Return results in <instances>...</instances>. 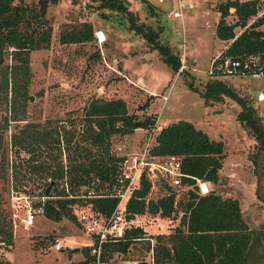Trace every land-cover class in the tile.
Here are the masks:
<instances>
[{
    "label": "trees",
    "instance_id": "16d2710c",
    "mask_svg": "<svg viewBox=\"0 0 264 264\" xmlns=\"http://www.w3.org/2000/svg\"><path fill=\"white\" fill-rule=\"evenodd\" d=\"M57 1L0 0V101L7 104L9 113L3 116L5 122L0 127V183L9 185L7 172L10 171L15 173L14 180H11L14 184L12 189H21L30 195L33 188L29 184L35 188L41 185L33 197L46 196L42 202L43 216L52 221L75 219L74 207L83 203L82 200L66 196L64 182L70 193L80 186L91 187L97 192L110 187L120 159L114 153H109L113 134L128 135L137 128L150 130L155 121L150 115L138 119L129 114L122 99H94L84 109L79 130L71 124L65 128L57 122H30L16 126L8 140L13 159H7V148L1 134L9 121L18 120V114L23 115L25 111L30 78L29 53L47 46L51 28L45 13L48 6ZM90 1L95 3L96 9L118 15L122 19L121 25L126 21L127 28L140 35L150 49H155L172 72L178 70L177 55L167 45L157 41L159 30L136 22L125 0ZM230 9H233L232 12H229ZM216 11L219 15L214 34L219 40L228 41L222 55L241 57L264 52V30L259 29L264 25V13L256 15V0H219ZM229 14L235 16L233 22L225 20ZM100 15L104 18L109 16L104 12ZM235 27L241 28L237 35L234 33ZM91 36V25L82 22L71 30L60 31L58 40L60 43H79L89 41ZM6 57L8 63L4 61ZM199 96L204 102L219 101L222 96L233 100L240 107L236 118L253 140L256 153L264 150L261 119L244 96L238 95L224 79L209 80ZM167 155L179 158L182 176L178 184L184 188V197L176 200V194L170 187L176 185L157 176L155 179L166 191L154 200H146L152 184L144 171L140 175L138 188L126 202L128 218L145 212L168 218L177 208L180 210L179 222L173 232L155 237L153 264H264V229L248 228L235 198H223L212 189L205 194L199 192L197 180L212 184L217 182L224 157L223 142L210 139L189 121L177 120L160 128L148 149L150 158ZM26 174L33 177H25ZM103 183L105 187L98 188ZM256 193L261 200L264 199L258 191ZM32 201L35 206L40 203L35 199ZM89 201L94 209L106 215L116 203L115 198L109 197ZM142 233L139 228L126 230L124 239L108 244L107 249L125 252L131 247L140 252L142 248L147 254L148 242H141L137 246L139 242L135 239L141 237ZM7 235L10 237L9 231ZM82 249L86 254L87 249Z\"/></svg>",
    "mask_w": 264,
    "mask_h": 264
},
{
    "label": "rangeland",
    "instance_id": "374dc122",
    "mask_svg": "<svg viewBox=\"0 0 264 264\" xmlns=\"http://www.w3.org/2000/svg\"><path fill=\"white\" fill-rule=\"evenodd\" d=\"M125 1L128 10L136 17V22L159 30L157 41L167 45L178 59L183 56L185 69L179 73L172 72L155 49H150L140 35L127 28L126 21L121 25L122 19L118 15L108 10L96 9L95 3L90 0H58L56 4L49 5L45 13L51 28L47 46L29 53L30 78L25 111L23 115L18 114V120L9 121L1 134L7 148V159H13L8 140L16 126L30 122H57L66 126L65 128L71 124L79 130L89 101L119 98L124 101L129 114L138 119L150 115L155 121L150 130L137 128L128 135L113 134L110 137L109 153H113L116 146H120L124 153L140 152L146 143L151 146L153 136L159 128L177 120L189 121L210 139L221 140L224 145V157L218 170L217 182L205 183L206 189H212L223 198H235L248 228L264 229V199L261 200L256 193L258 191L264 197V150L256 153L253 140L236 118L240 107L233 100L222 96L219 101L204 102L199 96L205 83L213 78L205 73L210 59L220 53L228 42L219 40L214 34L219 15L216 5L219 0H185L190 6L182 9L181 21L168 15L169 1L160 5L155 0ZM256 7V15L264 13V0H256ZM101 12L109 16L104 18L100 15ZM234 19L233 14L225 18L227 22H233ZM82 22L89 23L92 27L89 41L59 42L60 31L71 30ZM259 29L264 30V25ZM182 30L184 43L181 42ZM240 31V27L234 28L236 35ZM98 33L102 34V41ZM4 61L8 63V57ZM235 78L246 83L247 93L253 95L264 86V77H233L234 80ZM221 79L230 85L226 77ZM242 86L239 84L232 88L254 107L264 126V97L258 102L257 94L255 97L246 95L245 87ZM7 107V104L0 101V127L5 122L3 116L9 115ZM163 158L149 157L148 160L163 164ZM14 174L7 172L8 186L0 183V221L3 224V228H0L10 246L7 261L2 263L76 264L87 237L75 219L52 221L43 214H38L33 224L25 228L12 216L14 212L21 216V210H16L15 206L22 201V196L26 195L31 199L41 187L38 185L35 188L29 184L33 188L30 195L21 189H12ZM27 176L33 177L26 174L25 177ZM146 176L152 182L146 200H154L166 190L149 173ZM161 179L169 182L166 177ZM104 187L103 183L98 188ZM170 187L176 194V200L184 197V188L179 184ZM25 188L28 189L27 186ZM179 216V208L168 218H159L146 212L137 215L136 222L142 225L144 234L149 233L155 243L157 235L173 232ZM8 231L10 237L7 235ZM55 239L61 243L60 252L51 248ZM138 242L137 246L148 241ZM133 250L132 255L137 258L147 255L142 248L140 252L134 248Z\"/></svg>",
    "mask_w": 264,
    "mask_h": 264
},
{
    "label": "built area",
    "instance_id": "2783aa9c",
    "mask_svg": "<svg viewBox=\"0 0 264 264\" xmlns=\"http://www.w3.org/2000/svg\"><path fill=\"white\" fill-rule=\"evenodd\" d=\"M155 1L157 5L169 1L168 15L180 21L182 20V9L190 6V3L185 2V0ZM181 36V42L184 43L183 30ZM221 52L210 59L208 67L205 70L207 75L217 79L232 76L264 77V52H257L241 57L225 56ZM183 69H185V64L182 56L179 59L177 73ZM263 97L261 93L257 94V100H262ZM148 149L149 144L146 143L140 152L124 153L120 146H116L113 153L120 159L117 164V172L107 190L97 192L91 187L80 186L74 193H70L67 184L64 182L66 196L83 201L81 205L74 207V215L76 222L87 237V242L83 245V248H86L87 252L86 254L81 253L80 258L75 262L76 264H153L154 242L151 240L149 233L144 234L145 229L142 225L136 222L137 215L131 218L127 217L126 202L132 192L138 188L142 172L145 171V174L149 173L154 178L157 177L154 171L158 172L159 176L168 178L171 185H177L182 174L180 172L178 157L167 155L163 158V164H156L148 160ZM197 185L200 187L201 194L207 193L208 190L204 182L197 180ZM45 197L41 196L37 199L36 197H32L31 199L40 202L38 205L33 206L30 198L26 195L22 196V201L15 206V209L21 210L22 214L18 216L14 212L12 216L17 218L23 227L31 226L36 215L43 214L42 202ZM104 197L116 199V203L108 215L94 209L89 201ZM12 225L15 226L14 224ZM131 228L143 230L141 237L135 238L137 241H148L147 255L144 258L133 256L134 250L131 247H128L125 252L109 251L107 249L108 244L123 240L125 231ZM9 247L4 233L0 229V263L7 261L6 255ZM51 248L53 251H62V246L58 239L53 241Z\"/></svg>",
    "mask_w": 264,
    "mask_h": 264
},
{
    "label": "crops",
    "instance_id": "0c3cea01",
    "mask_svg": "<svg viewBox=\"0 0 264 264\" xmlns=\"http://www.w3.org/2000/svg\"><path fill=\"white\" fill-rule=\"evenodd\" d=\"M233 77H237V76H232V77H229L228 79H227V81H229L228 83H230V86L231 87H236L237 85H239V84H242L244 87H245V91H246V95H250L251 97L252 96H254L255 97V95L256 94H259V93H261L263 96H264V86H262L257 92H256V94L255 95H253L252 93H247V85H246V83H244L243 81H241L240 79H238V78H235V80L233 79ZM241 86V85H240ZM242 86V87H243ZM144 91H146V90H144ZM148 92V91H147ZM256 99H257V97H256ZM263 100V99H262ZM258 102H261V100H257Z\"/></svg>",
    "mask_w": 264,
    "mask_h": 264
},
{
    "label": "water",
    "instance_id": "95a60500",
    "mask_svg": "<svg viewBox=\"0 0 264 264\" xmlns=\"http://www.w3.org/2000/svg\"><path fill=\"white\" fill-rule=\"evenodd\" d=\"M232 10H233V9H232ZM30 100H32V98H30ZM154 173H155L156 176H159V173H158V172H155V171H154ZM74 249H77V248H74Z\"/></svg>",
    "mask_w": 264,
    "mask_h": 264
},
{
    "label": "bare ground",
    "instance_id": "6f19581e",
    "mask_svg": "<svg viewBox=\"0 0 264 264\" xmlns=\"http://www.w3.org/2000/svg\"><path fill=\"white\" fill-rule=\"evenodd\" d=\"M98 35L101 37V41L103 40V38H102V34L101 33H98Z\"/></svg>",
    "mask_w": 264,
    "mask_h": 264
}]
</instances>
